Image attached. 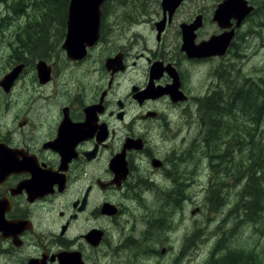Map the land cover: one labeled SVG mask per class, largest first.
<instances>
[{
	"label": "flooded vegetation",
	"instance_id": "obj_1",
	"mask_svg": "<svg viewBox=\"0 0 264 264\" xmlns=\"http://www.w3.org/2000/svg\"><path fill=\"white\" fill-rule=\"evenodd\" d=\"M61 1L0 49V83L19 69L0 84V264H208L219 251L198 262L208 238L192 218L239 184L206 140L218 121L237 139L240 63L264 51V0H237L218 20L228 0H183L172 14L162 0H105L99 39L77 58L63 47ZM183 26L195 46L228 45L190 55Z\"/></svg>",
	"mask_w": 264,
	"mask_h": 264
},
{
	"label": "trees",
	"instance_id": "obj_2",
	"mask_svg": "<svg viewBox=\"0 0 264 264\" xmlns=\"http://www.w3.org/2000/svg\"><path fill=\"white\" fill-rule=\"evenodd\" d=\"M30 1H32L30 8L37 12L29 13L27 16L36 18V20H38V16H36L38 11L42 9H59L57 2L60 0H0V5L6 9H15V11L8 10V14L0 18V23L3 20H12L11 12L17 17L26 15L24 10L28 8L27 4ZM66 2L67 0L61 1L60 9H64ZM50 15L47 14V16ZM239 86V93L237 94L239 98L237 139L233 140L232 122L228 123L229 126H223V133L225 134L219 132L217 122V126L213 129V135L208 134L209 140H206V151L213 161L218 162L216 168H219L220 163H222V167L229 172L234 161L239 189L235 193L232 192L234 193L233 199H231L233 206L229 215H231V219L236 218L235 232L237 224L241 228L242 226L252 228L255 245L248 250L247 248L232 249L231 246L226 247L225 236L221 237L214 248L215 251L219 252L215 257H211L208 264H264L260 251H257V247L261 246L264 250V94L254 93L255 87L248 78L244 79V82ZM258 97H261L260 101H258ZM210 127L211 125L208 126V129ZM227 137L228 139H226ZM220 155L222 158L219 160L218 156ZM226 162H230L231 166ZM211 195L215 200H222L223 206L227 205L222 194L219 196V192L214 191ZM210 209L216 211L217 207L211 205ZM224 242L225 245H223Z\"/></svg>",
	"mask_w": 264,
	"mask_h": 264
},
{
	"label": "rangeland",
	"instance_id": "obj_3",
	"mask_svg": "<svg viewBox=\"0 0 264 264\" xmlns=\"http://www.w3.org/2000/svg\"><path fill=\"white\" fill-rule=\"evenodd\" d=\"M190 2L192 3V1ZM209 3H213V2H209ZM191 6L194 9V6L193 5ZM186 12L187 10L183 9V15H185ZM7 14H8V10L3 5H0V18L5 17ZM11 14L13 16L12 20H3L0 23V26L8 27L6 29H1L0 31V41L3 40L4 43V44L0 43L1 52H3V50L4 52H6L7 50L6 39L14 31V27L16 25L24 24L26 18L25 16H27V15L24 16L20 15V17H17L16 14H14L13 12H11ZM3 33H5V36L2 35ZM252 53H253L252 63L248 65L242 62L240 63V69L242 70V71L240 70V75H239L240 84L244 82L243 78L246 77L247 74H251L255 76V78H251V79L253 80L255 79L261 83H264V68H263L264 63L261 60L262 58H264V51L261 52L262 54H260L257 50H250L248 52L249 56H252ZM258 55H260L261 57H258ZM242 72L245 73L246 75L243 74ZM226 163L231 166L230 162H226ZM231 167L234 168V166ZM219 173H221V171H219ZM219 173L216 174L218 175ZM229 173L231 172L229 171ZM227 177L231 179L230 176ZM238 189L239 187L237 189L226 188V190H224L221 194L225 200L227 199L226 200L227 205L219 207V205L216 204L217 207L216 211L210 209L209 204L207 203L208 199H206V204L204 205L202 212H200V214L194 215L195 218H192V224L195 226V228L193 227V229L196 230V234H198L200 238H208L205 240V245L201 249L203 253L200 255V258L198 260L199 263L203 262L205 258H208L210 251L214 250L219 239L224 236L226 238L227 244L224 242L223 245L226 244V247L231 246L232 249L247 248L248 250L249 248H253V246L255 245V236L252 232V228H250V226L246 228L242 226L241 228L240 226L238 227L237 224L236 232H235L234 225L237 223V221H235L236 218L231 219L230 217L231 215H229L230 213L229 211L233 206V202L231 201V199H233L232 195H234V193L237 192ZM204 196L206 198V195ZM194 210H195V206L192 205V207L190 208V212ZM192 232H194V230ZM196 244L201 245V242H197ZM181 245H182V241L179 243V247ZM257 248H258L257 251L258 252L260 251L261 253L260 254L261 259L264 262V250L262 246Z\"/></svg>",
	"mask_w": 264,
	"mask_h": 264
},
{
	"label": "water",
	"instance_id": "obj_4",
	"mask_svg": "<svg viewBox=\"0 0 264 264\" xmlns=\"http://www.w3.org/2000/svg\"><path fill=\"white\" fill-rule=\"evenodd\" d=\"M182 1L183 0H162V6L165 12L168 11L172 14ZM236 1L237 0H228L223 5H220L216 11L215 18L218 20L219 17L223 16L227 19V15L229 16L232 10L237 9ZM104 2L105 0H70L67 22L68 33L63 46L69 57H83L86 53V47L92 46L99 39L102 6ZM163 24H165L164 21L160 24L162 25L159 28L160 33L163 31ZM182 28L184 35L183 49L190 55H214L216 53H223L228 45L227 37H219L213 39L206 46H195L191 38V28L189 27V30L185 28V26ZM18 73L19 69H16L7 74L1 81V86L9 90ZM126 147L130 148V145L127 144ZM29 264L40 263L38 260L33 259Z\"/></svg>",
	"mask_w": 264,
	"mask_h": 264
},
{
	"label": "bare ground",
	"instance_id": "obj_5",
	"mask_svg": "<svg viewBox=\"0 0 264 264\" xmlns=\"http://www.w3.org/2000/svg\"><path fill=\"white\" fill-rule=\"evenodd\" d=\"M1 31V29H0ZM13 48V47H12ZM1 49V48H0ZM4 51V50H3ZM13 52V51H12ZM208 91V90H207ZM209 92V91H208ZM214 92V91H213ZM219 122V121H218ZM202 133V132H201ZM204 133V132H203ZM202 137V136H201ZM214 152V151H213ZM210 155V154H209ZM224 157V156H223ZM217 166V165H216ZM220 168V167H219ZM222 172V171H221ZM218 176V175H217ZM213 185V184H212ZM209 189V188H208ZM213 191V190H212ZM227 200V199H226ZM225 205V204H224Z\"/></svg>",
	"mask_w": 264,
	"mask_h": 264
}]
</instances>
